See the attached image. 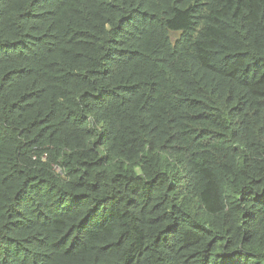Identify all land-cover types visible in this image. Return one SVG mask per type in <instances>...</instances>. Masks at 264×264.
<instances>
[{
  "label": "trees",
  "instance_id": "1",
  "mask_svg": "<svg viewBox=\"0 0 264 264\" xmlns=\"http://www.w3.org/2000/svg\"><path fill=\"white\" fill-rule=\"evenodd\" d=\"M0 264H264V0H0Z\"/></svg>",
  "mask_w": 264,
  "mask_h": 264
}]
</instances>
